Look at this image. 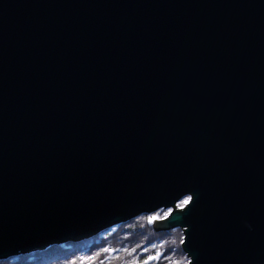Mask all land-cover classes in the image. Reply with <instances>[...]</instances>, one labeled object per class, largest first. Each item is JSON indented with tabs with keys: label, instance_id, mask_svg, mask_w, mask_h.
<instances>
[{
	"label": "water",
	"instance_id": "95a60500",
	"mask_svg": "<svg viewBox=\"0 0 264 264\" xmlns=\"http://www.w3.org/2000/svg\"><path fill=\"white\" fill-rule=\"evenodd\" d=\"M161 209L264 264V0H0V261Z\"/></svg>",
	"mask_w": 264,
	"mask_h": 264
},
{
	"label": "trees",
	"instance_id": "16d2710c",
	"mask_svg": "<svg viewBox=\"0 0 264 264\" xmlns=\"http://www.w3.org/2000/svg\"><path fill=\"white\" fill-rule=\"evenodd\" d=\"M188 198L178 203L183 209ZM170 210L141 215L126 224L109 228L78 242L52 244L41 252L20 254L0 264H188L181 244L182 230L154 231L153 220H162ZM158 259H149L157 257Z\"/></svg>",
	"mask_w": 264,
	"mask_h": 264
},
{
	"label": "snow or ice",
	"instance_id": "6c2138e0",
	"mask_svg": "<svg viewBox=\"0 0 264 264\" xmlns=\"http://www.w3.org/2000/svg\"><path fill=\"white\" fill-rule=\"evenodd\" d=\"M159 258V254H157V257H149V259L151 260V259H158ZM145 264H147V262H145Z\"/></svg>",
	"mask_w": 264,
	"mask_h": 264
},
{
	"label": "rangeland",
	"instance_id": "374dc122",
	"mask_svg": "<svg viewBox=\"0 0 264 264\" xmlns=\"http://www.w3.org/2000/svg\"><path fill=\"white\" fill-rule=\"evenodd\" d=\"M176 209H180V208H178V206H177V208Z\"/></svg>",
	"mask_w": 264,
	"mask_h": 264
},
{
	"label": "flooded vegetation",
	"instance_id": "af4514ba",
	"mask_svg": "<svg viewBox=\"0 0 264 264\" xmlns=\"http://www.w3.org/2000/svg\"><path fill=\"white\" fill-rule=\"evenodd\" d=\"M188 201V200H187ZM187 203V202H186Z\"/></svg>",
	"mask_w": 264,
	"mask_h": 264
}]
</instances>
